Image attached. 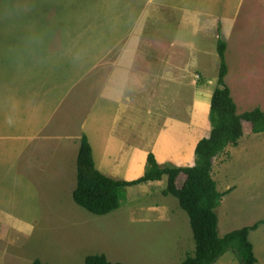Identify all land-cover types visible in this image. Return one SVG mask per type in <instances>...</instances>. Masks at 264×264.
Here are the masks:
<instances>
[{"label":"rangeland","instance_id":"rangeland-1","mask_svg":"<svg viewBox=\"0 0 264 264\" xmlns=\"http://www.w3.org/2000/svg\"><path fill=\"white\" fill-rule=\"evenodd\" d=\"M220 37L239 113L264 110V0L0 1V264H85L97 253L181 264L195 252L190 217L163 193L166 179L123 188L107 215L73 193L82 137L98 155L100 147L129 155L136 133L117 131L137 122L164 134L140 145L141 158L197 163L194 147L212 130ZM213 175L231 190L216 210L221 236L264 219V133L245 122ZM163 203L174 205L169 219L157 214ZM250 240L264 264V224ZM216 264L240 262L228 252Z\"/></svg>","mask_w":264,"mask_h":264},{"label":"trees","instance_id":"trees-1","mask_svg":"<svg viewBox=\"0 0 264 264\" xmlns=\"http://www.w3.org/2000/svg\"><path fill=\"white\" fill-rule=\"evenodd\" d=\"M2 1V0H0ZM228 42L219 38L220 69L218 86L211 99L210 120L212 130L201 139L195 149L197 163L189 167L168 165L163 167L155 153L147 157L145 173L132 181L117 180L102 173L96 166L93 147L87 135L82 137L77 160V188L75 202L97 215H107L120 207L121 190L128 186L158 182L166 179L165 195H174L190 217L196 242L195 252L181 264H216L228 252H233L240 264H257L255 247L250 240L252 231L264 224V219L224 236L220 235V218L217 213L223 198L231 191L221 192L214 178L215 160L229 146H238L245 136V122L251 124L254 134L264 133V110L239 113L238 104L226 82L230 71L227 61ZM86 264H124L112 262L105 254H91ZM33 264H46L37 259Z\"/></svg>","mask_w":264,"mask_h":264},{"label":"crops","instance_id":"crops-1","mask_svg":"<svg viewBox=\"0 0 264 264\" xmlns=\"http://www.w3.org/2000/svg\"><path fill=\"white\" fill-rule=\"evenodd\" d=\"M135 128L131 129L129 126H127V129L119 130L117 132L121 133L122 132V137L123 139L125 138L124 133L128 135L129 131L131 134L136 133V135H131V139L133 140H139L138 142H131V145H135V148L132 149V151H135L133 153H130L129 155L121 156L117 155V158L113 157V150H99V155L96 152V149L93 147V153H94V159L96 162L97 168L104 174H106L109 177L119 179L121 175H129L132 174L131 178H125L124 180L126 181H132L135 179L140 178L146 170V161H147V152H145V156L141 158V155H138L139 153L136 152L137 149L141 148L144 149L145 147L149 146L151 143L154 145L158 141V137L164 136L163 133H160L158 136L156 134V131L154 130L151 132V128L149 127L150 125H145L143 123L137 122L134 124ZM120 127V125H119ZM122 128V127H120ZM136 131V132H135ZM104 138V137H103ZM100 146H102L100 144ZM131 146V147H132ZM130 147V148H131ZM139 147V148H138ZM196 149V147H194ZM144 158V159H143ZM178 158V159H177ZM175 160H181L183 157H177ZM185 158V157H184ZM159 161V160H158ZM155 182H150V183H142V184H147V186L153 185ZM127 188V187H126ZM129 188H133V186H129ZM174 206V205H173ZM173 206L169 205L168 203H163L160 206H155L156 209L160 210L157 211L158 215L162 219H169L172 215L173 212ZM99 254V253H97ZM86 264V263H85Z\"/></svg>","mask_w":264,"mask_h":264}]
</instances>
